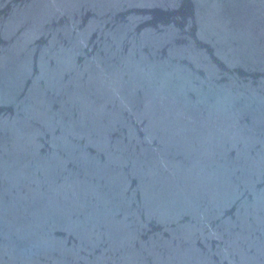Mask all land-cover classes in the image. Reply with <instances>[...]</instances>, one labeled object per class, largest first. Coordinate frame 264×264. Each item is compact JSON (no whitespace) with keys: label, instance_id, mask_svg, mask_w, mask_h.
<instances>
[{"label":"water","instance_id":"obj_1","mask_svg":"<svg viewBox=\"0 0 264 264\" xmlns=\"http://www.w3.org/2000/svg\"><path fill=\"white\" fill-rule=\"evenodd\" d=\"M0 264H264V0H0Z\"/></svg>","mask_w":264,"mask_h":264}]
</instances>
